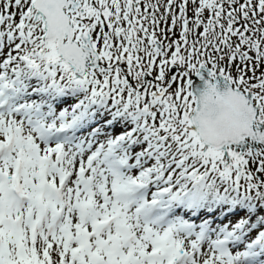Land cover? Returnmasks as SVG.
<instances>
[{
	"label": "snow or ice",
	"instance_id": "obj_1",
	"mask_svg": "<svg viewBox=\"0 0 264 264\" xmlns=\"http://www.w3.org/2000/svg\"><path fill=\"white\" fill-rule=\"evenodd\" d=\"M0 264H264V0H0Z\"/></svg>",
	"mask_w": 264,
	"mask_h": 264
}]
</instances>
